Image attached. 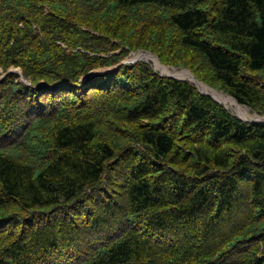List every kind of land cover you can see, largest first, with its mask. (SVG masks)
<instances>
[{
    "label": "trees",
    "instance_id": "obj_1",
    "mask_svg": "<svg viewBox=\"0 0 264 264\" xmlns=\"http://www.w3.org/2000/svg\"><path fill=\"white\" fill-rule=\"evenodd\" d=\"M143 24L264 117V0H0V264H264V122Z\"/></svg>",
    "mask_w": 264,
    "mask_h": 264
},
{
    "label": "rangeland",
    "instance_id": "obj_2",
    "mask_svg": "<svg viewBox=\"0 0 264 264\" xmlns=\"http://www.w3.org/2000/svg\"><path fill=\"white\" fill-rule=\"evenodd\" d=\"M138 29H137V41H136V44H139L140 46L142 47H139L138 50L136 51H131L129 53V55L127 56V58L125 59L124 62H127L128 60H134L135 58V53L139 52V51H144V52H149V53H152L154 55H156L158 57V59L160 60V62L162 63L163 66L165 67H168L171 71H181V69H188L186 67H175L171 64L168 63V65H165L161 59L163 60H166L167 62H170L172 59L170 58L169 54H166V53H163V49L161 47V33L163 32V28H157V29H150V28H147L145 26V24H143L142 26H139L138 25ZM118 32L114 33L115 36H118V35H123L124 31L126 30L127 28V25L125 24H118ZM140 40V41H139ZM137 49V48H136ZM159 52L161 55L158 56L155 51ZM146 55H144V58ZM143 58V57H142ZM161 58V59H160ZM149 62L152 63L154 69L160 73V70L158 67H156L154 65V62L152 61V58H150L149 60H147ZM19 70V69H17ZM107 70L109 69H105L103 71H100L101 73L102 72H107ZM189 70V69H188ZM190 71V70H189ZM211 77V76H210ZM27 84L29 83V81H26ZM217 90V89H216ZM220 91V90H219ZM219 100V99H218ZM220 101V100H219ZM222 102V101H220ZM225 104V107L231 111L232 114L234 115H237V116H240L241 117V113H238L236 110V108L234 106H232L231 104H227L226 102H223ZM240 108H247L245 106H238ZM248 113V117L245 119V120H257V118L259 119V116L260 115H257L256 113H254L251 109L247 108L245 109ZM250 116V117H249ZM242 118V117H241Z\"/></svg>",
    "mask_w": 264,
    "mask_h": 264
},
{
    "label": "water",
    "instance_id": "obj_3",
    "mask_svg": "<svg viewBox=\"0 0 264 264\" xmlns=\"http://www.w3.org/2000/svg\"><path fill=\"white\" fill-rule=\"evenodd\" d=\"M139 53L146 54V55H148L150 58H152V61L154 62V65H155L156 67L159 68L161 76H165V77H168V78H173V79H177V80H181V81H188V82H191L192 84H194V85L196 86V88L198 89V91H199L201 94H203V95H208V96L212 97L216 102L220 103L219 101H217V100L214 98V96L211 94V92L203 91V90H202V87L204 86L206 89L211 90V91H217V90L211 88L210 86H208V85H206V84H204V83H202V82H200V81H199V80L193 75V73H192L191 71H189L188 69H181V71H179V72H181V73H184V74H185V77H180V76H176V75H172V74H167V73H164V72L162 71V69H169V68L163 66L162 63L160 62V60L158 59V57H157L156 55H154V54H152V53H149V52H144V51H139V52L135 53L134 55H137V54H139ZM139 61H145V60L134 58V60H128L127 62H123V64H125V65L136 64V63L139 62ZM155 61H158V63L155 62ZM13 71L18 72L19 74H21V72H20L19 70H12V72H13ZM228 96L231 97L233 100H235V101L238 103V101H237L234 97H232V96H230V95H228ZM220 104H221V103H220ZM238 104H239V103H238ZM239 105H240V104H239ZM225 108H226V107H225ZM226 109H227V108H226ZM227 110H228V109H227ZM233 115H234V114H233ZM234 116L237 117V118H239V119H241V120H243V121H245V122H250V123H253V124H255V123H260V122H264V117H262V116H259V119H257V120H244L243 118H241V117H239V116H237V115H234Z\"/></svg>",
    "mask_w": 264,
    "mask_h": 264
},
{
    "label": "bare ground",
    "instance_id": "obj_4",
    "mask_svg": "<svg viewBox=\"0 0 264 264\" xmlns=\"http://www.w3.org/2000/svg\"><path fill=\"white\" fill-rule=\"evenodd\" d=\"M144 55L146 54H142V53H139L137 55H135V58L137 59H142V60H146L144 58ZM143 57V58H142ZM146 58L150 59V57L148 55L145 56ZM158 63V61H155ZM162 71L164 73H167V74H172V75H176V76H180V77H185V74L184 73H181L179 71H171L170 69H162ZM202 90L203 91H208V92H211V94L214 96V98L217 100V101H222L220 102L221 104H223L225 106V104L223 102H226L227 104H231L232 106H234L237 110L238 113H241V117L245 120L247 117H248V113L245 109L247 108H240L238 106H240L235 100H233L231 97H229L226 93L222 92V91H211V90H208L206 89L204 86L202 87ZM219 99V100H218ZM240 117V116H239ZM250 117V116H249ZM258 119V118H257Z\"/></svg>",
    "mask_w": 264,
    "mask_h": 264
}]
</instances>
